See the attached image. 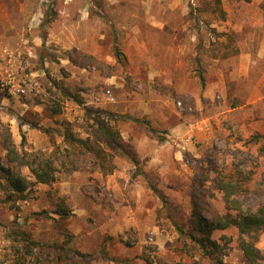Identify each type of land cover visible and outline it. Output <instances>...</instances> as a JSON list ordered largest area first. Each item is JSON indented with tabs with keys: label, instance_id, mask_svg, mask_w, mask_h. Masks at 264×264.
<instances>
[{
	"label": "rangeland",
	"instance_id": "rangeland-1",
	"mask_svg": "<svg viewBox=\"0 0 264 264\" xmlns=\"http://www.w3.org/2000/svg\"><path fill=\"white\" fill-rule=\"evenodd\" d=\"M98 5H104L103 14ZM248 9L254 14L259 10V15L249 13L248 20L261 19L264 0H118L110 5L106 0H0V138L8 128L18 150L47 153L67 146L72 151L62 141L64 128L68 125L78 138H92L93 120L102 117L124 141L125 132H146L156 140L149 146L141 138L143 147L137 150L125 141L136 164L115 150L114 171L103 175L91 159L78 160L82 171L59 172L51 184H34L9 200L1 179L0 264H11L25 251L22 242L8 238V230L16 225L41 245L40 253L34 247L33 255L26 256L29 264L35 262V253L45 264L242 261L235 226L212 232L219 243L212 258L201 256L178 229L190 230L194 202L226 213L214 182L222 171L241 170L242 176L235 174L232 181L239 185L235 198L242 208L264 204V102L245 118L243 111H229L238 105L233 85L214 87L206 99V82L215 84V75L206 72L211 66L206 59L200 57L198 63L195 57L196 46L204 43L215 44L219 53L224 43L235 46ZM161 19L162 31L148 21ZM136 43L148 55L138 56ZM180 44L184 53L174 67L170 60ZM114 45L125 56L122 63L113 55ZM160 70L162 75L156 76ZM10 71L16 72L17 84L33 85L36 79L37 92L35 85L25 96L2 87ZM76 98L82 102L77 104ZM129 99L135 100L129 112L133 106L144 107V99L150 112L137 118L119 111ZM176 100L191 106V112L178 113ZM54 108L59 113L53 114ZM168 124L175 125L174 135L167 131ZM21 171L28 174L26 167ZM247 172L250 178L244 179ZM201 216L210 220L209 213ZM255 246L264 255V233H258ZM66 249L81 253L86 261L77 255L68 258Z\"/></svg>",
	"mask_w": 264,
	"mask_h": 264
},
{
	"label": "trees",
	"instance_id": "trees-1",
	"mask_svg": "<svg viewBox=\"0 0 264 264\" xmlns=\"http://www.w3.org/2000/svg\"><path fill=\"white\" fill-rule=\"evenodd\" d=\"M113 55L118 62L125 61V56L117 48L113 46ZM76 103H81V98L75 99ZM53 114L59 113L58 108L52 110ZM126 119L138 121L136 118L125 116ZM94 125L90 136L92 138L81 139L74 135L67 125L64 128L63 143L73 147L69 151L65 146L62 150L58 147L50 152H28L21 148L18 150L11 139V134L8 128H5V134L0 138V146L4 150V157L0 156V180L3 179L9 193L6 199H11L14 195L25 193L32 185L36 184H51L56 179V174L59 172L82 171L84 168L79 165L78 160L91 159L93 167L101 174H110L114 171L115 165L112 162L113 153L117 150L120 154L126 155L134 164L137 163L135 153L126 150L130 145L126 144L119 132L113 128L105 118H96L93 120ZM32 127L39 128L36 124H31ZM4 129V128H3ZM23 139V138H22ZM101 144L106 147L100 146ZM109 149L111 153H107ZM75 151V152H74ZM88 155V156H86ZM75 158V160H74ZM108 161L106 164L105 162ZM22 167H26L28 174L21 171ZM250 173L243 175L244 179L250 178ZM236 174L237 177L242 176L241 170H233L229 173H219L214 182L216 188L222 192L225 202L226 213L223 215L217 214L210 210L208 203L198 206L195 202L191 207V218L189 221L190 230L182 231L178 229V234L190 241L199 251L198 253L206 258H212L213 253L218 250L219 243L212 239L211 235L215 229H224L232 225L238 231V247L242 252L243 259L237 264H264V255L255 246L258 239V233H264V204L257 207L242 208L241 203L235 198V195L240 193L239 185L233 182L232 179ZM0 186L2 182L0 181ZM231 211H235V215H231ZM209 213L210 220H205L201 213ZM59 215L65 213L57 212ZM8 238L13 242H22L25 251L15 256L11 264H29V258L32 256L33 249L39 251L41 245L31 240L26 232L20 229L19 225L11 227L8 230ZM52 248V246H47ZM19 252V248L16 247ZM65 252H70L68 258L77 255L82 261H86L84 255L75 251L66 249ZM35 253V262L33 264H45L43 258ZM53 257V256H51ZM61 256H55L52 261H58ZM221 261H219L220 263ZM147 264H170L162 259H157L155 262L146 261ZM48 264H51L49 262ZM57 264H60L59 262ZM179 264V263H178Z\"/></svg>",
	"mask_w": 264,
	"mask_h": 264
},
{
	"label": "crops",
	"instance_id": "crops-1",
	"mask_svg": "<svg viewBox=\"0 0 264 264\" xmlns=\"http://www.w3.org/2000/svg\"><path fill=\"white\" fill-rule=\"evenodd\" d=\"M99 2L101 0H98ZM105 1V0H104ZM108 1L109 5L110 3H114L115 1L118 3V0H106ZM101 4V3H99ZM114 5V4H113ZM104 6V5H103ZM102 5H98L99 13L103 14L104 10ZM87 9V10H86ZM88 9L89 4L84 10V14L88 15ZM228 15H232V10H229ZM254 10H247L245 12L247 21L242 22L239 26L238 31L241 34V39L235 44V46L231 44H222L223 52H218L216 48H214L215 44H206L204 43V47L196 46V50L198 54H196V61L200 63V57L206 59L208 63L211 64L209 67L210 70L205 68L206 72L210 71L214 73L215 75V84L209 85V83L206 82L205 85V96L206 99H208L209 95H211V92H213L214 87L221 88L220 90H223L227 85H233V95L237 98L235 101H237L238 105L232 106L229 108V111H236L240 110L243 111L245 114V118H248V115L251 114L252 110L255 109L257 104H262L264 102V17L261 19L257 17V20L254 21V19L248 20L249 13L251 15H255L259 13V10H256L255 14L253 12ZM106 12V10H105ZM113 13V11L111 12ZM144 13H147L146 9L144 10ZM259 15V14H258ZM151 18V17H150ZM162 20V21H161ZM159 22H150V25H153L154 27L158 28L162 31V27L164 25V20L161 19ZM232 18L230 19L231 22ZM245 21V20H244ZM229 22V24H230ZM243 27H247L246 30H244ZM134 33L137 35V32L134 31ZM215 34L214 30H211V35ZM135 38V37H134ZM137 39V38H136ZM135 39V40H136ZM172 48V47H171ZM177 50H175V55L170 60L174 65L173 62L177 63L179 62L181 55L184 49V45L180 44L176 46ZM136 54L139 56L148 55L147 51L143 48L141 49V45L136 43L135 45ZM234 49V52H233ZM172 51V50H171ZM195 55V53H194ZM169 61V63H171ZM157 73L156 76H161V70L155 71ZM149 77H153V74H149ZM112 77H107L106 80L111 81ZM214 85V86H213ZM229 87V86H228ZM222 92V91H221ZM239 98V101H238ZM205 99V100H206ZM135 102L127 100V102L123 103L119 107V111H122L124 113L131 111L132 104ZM140 103H143L145 106H133V113L130 114V116L137 117V115H146L150 112L148 103L149 100H141ZM147 104V106H146ZM135 107V108H134ZM114 110L115 108H111ZM248 113V115L246 114ZM133 117V118H134ZM257 120V118H256ZM113 122V121H112ZM175 125L170 126L168 124L167 131L169 134L174 135V128ZM126 135H123L122 137H125V141L131 143L135 149H138V146H141L143 141L141 138L145 139V144L149 143V146L153 145V143L156 142L155 138L147 134L146 132L142 135L139 134H129V132H125ZM141 136V137H139ZM139 137V138H138ZM144 144V145H145ZM143 146H141L142 148ZM138 153V152H137Z\"/></svg>",
	"mask_w": 264,
	"mask_h": 264
},
{
	"label": "built area",
	"instance_id": "built-area-1",
	"mask_svg": "<svg viewBox=\"0 0 264 264\" xmlns=\"http://www.w3.org/2000/svg\"><path fill=\"white\" fill-rule=\"evenodd\" d=\"M17 72V70H16ZM13 71H10L7 74V78L1 83L2 87H6L10 90V92L19 94V95H28L32 92L33 90V85H35V92H37V87H38V82L35 79V82L32 84H27L26 82H24L23 84H17L15 83V74ZM105 95H108V99L112 100L111 94L110 92L106 91L104 93ZM175 108L177 110L178 113H188L191 112L192 107L185 104L182 100H176L175 102Z\"/></svg>",
	"mask_w": 264,
	"mask_h": 264
}]
</instances>
